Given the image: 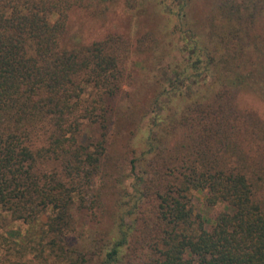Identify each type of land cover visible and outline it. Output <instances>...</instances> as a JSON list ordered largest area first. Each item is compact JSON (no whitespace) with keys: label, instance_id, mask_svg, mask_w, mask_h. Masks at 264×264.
I'll use <instances>...</instances> for the list:
<instances>
[{"label":"trees","instance_id":"obj_1","mask_svg":"<svg viewBox=\"0 0 264 264\" xmlns=\"http://www.w3.org/2000/svg\"><path fill=\"white\" fill-rule=\"evenodd\" d=\"M113 2L144 7L0 0V211L28 225L0 221V264H264V122L234 104L242 89L264 98L253 62L264 0H212L195 16L188 0H155L183 56L166 70L155 58L142 147L104 182L111 104L135 50L114 34L60 41L71 9ZM193 191L222 205L214 219L193 213Z\"/></svg>","mask_w":264,"mask_h":264},{"label":"rangeland","instance_id":"obj_2","mask_svg":"<svg viewBox=\"0 0 264 264\" xmlns=\"http://www.w3.org/2000/svg\"><path fill=\"white\" fill-rule=\"evenodd\" d=\"M188 1L191 14L195 16V14H202L212 0ZM154 2L155 0H143L144 7L140 10L139 15H137V10L125 11L119 2L109 4L103 12H93L98 8L92 6L73 8L67 13L65 30L60 41L63 48L69 49L77 44H89L101 40L108 34H114L125 38L131 48L135 50L129 54L126 62L130 79L122 86L111 104L116 112L106 140V157H108L106 165L109 168V173L104 174V182L108 180L105 175L109 174H112L114 180H122L128 171L122 164L124 162L120 160L124 151L130 147H142L146 128L143 121L137 123V119L138 115L142 113V109L145 108L148 99L157 90H155L152 81L156 75V67L165 70L171 69L175 64L180 63L183 56L177 49L178 44H176L175 35L170 34L174 21L159 16ZM258 27L260 33L264 34V20L259 21ZM159 56H161V60L155 67L153 66L155 58ZM253 62L256 70H259V66L264 64V55L259 58L255 55ZM252 71L256 76L252 77L250 83L254 84L253 79L256 82H261V80L258 81V73L255 70ZM160 76H162L161 73ZM178 99V97L173 99L172 104L178 103ZM234 104L241 113L250 112L264 122V98L252 94L248 88L237 93ZM180 105L181 102L178 106ZM88 135L89 132L85 131L82 139H87ZM203 193L192 192L193 213L199 212L212 220L222 210V205L203 206ZM41 217L44 221L45 217ZM88 220L91 222L90 219ZM0 221L7 224L10 230L25 233L28 229V225L25 223L10 221L8 215L2 211H0ZM37 234L38 232H36Z\"/></svg>","mask_w":264,"mask_h":264}]
</instances>
